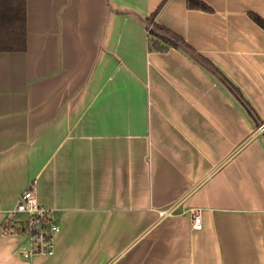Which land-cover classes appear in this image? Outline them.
I'll return each mask as SVG.
<instances>
[{"label":"crops","instance_id":"crops-1","mask_svg":"<svg viewBox=\"0 0 264 264\" xmlns=\"http://www.w3.org/2000/svg\"><path fill=\"white\" fill-rule=\"evenodd\" d=\"M199 1L27 0V51L0 54V264H264V0ZM164 2L259 126L199 57L150 52ZM31 187L52 257L12 235Z\"/></svg>","mask_w":264,"mask_h":264},{"label":"trees","instance_id":"trees-1","mask_svg":"<svg viewBox=\"0 0 264 264\" xmlns=\"http://www.w3.org/2000/svg\"><path fill=\"white\" fill-rule=\"evenodd\" d=\"M164 2L159 10L148 19L150 52H167L168 48H183L191 56L199 57L209 67L211 73L216 76L235 96L239 104L249 113L253 120H260L253 107L246 101L234 84L229 81L211 62L198 55L184 39L155 22L158 14L163 9ZM187 7L190 10H201L211 12L212 10L199 0H187ZM252 20L264 30V21L255 15ZM27 51V0H0V54H22ZM26 222L19 224L12 235H23L27 233ZM12 225H6L5 229H11ZM12 233V232H11Z\"/></svg>","mask_w":264,"mask_h":264},{"label":"built area","instance_id":"built-area-1","mask_svg":"<svg viewBox=\"0 0 264 264\" xmlns=\"http://www.w3.org/2000/svg\"><path fill=\"white\" fill-rule=\"evenodd\" d=\"M151 30V29H150ZM34 188L27 190L17 201L11 216L26 215L28 225L25 238L29 244V251L24 254L25 259L35 256L52 257L55 254V240L60 233L59 219L49 210L42 208L33 193ZM194 229L202 230V220L195 217ZM12 229H4L3 234H11Z\"/></svg>","mask_w":264,"mask_h":264},{"label":"rangeland","instance_id":"rangeland-1","mask_svg":"<svg viewBox=\"0 0 264 264\" xmlns=\"http://www.w3.org/2000/svg\"><path fill=\"white\" fill-rule=\"evenodd\" d=\"M151 30H152V28H151ZM24 216H26V215H24ZM195 217H197V216H195ZM26 218H27V216H26Z\"/></svg>","mask_w":264,"mask_h":264}]
</instances>
